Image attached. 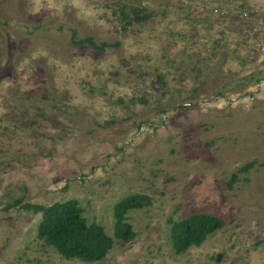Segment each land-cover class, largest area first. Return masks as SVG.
Masks as SVG:
<instances>
[{"label": "rangeland", "instance_id": "rangeland-1", "mask_svg": "<svg viewBox=\"0 0 264 264\" xmlns=\"http://www.w3.org/2000/svg\"><path fill=\"white\" fill-rule=\"evenodd\" d=\"M0 46V264H264V0H0ZM71 200L115 238L104 260L23 208ZM198 213L226 226L180 254Z\"/></svg>", "mask_w": 264, "mask_h": 264}, {"label": "trees", "instance_id": "trees-1", "mask_svg": "<svg viewBox=\"0 0 264 264\" xmlns=\"http://www.w3.org/2000/svg\"><path fill=\"white\" fill-rule=\"evenodd\" d=\"M137 16L139 17L138 10ZM77 45H90L98 50H106L105 44L98 45L92 38L77 41ZM148 200L144 195H131L116 205L115 237L118 240L129 242L135 237L134 228L128 223L127 215L133 210L144 208ZM23 208L43 215L38 230L39 238L68 260L100 262L115 246V238L103 226L90 224L76 200L59 202L52 206L26 204ZM225 226L223 218L202 213L193 214L182 221H174L171 236L175 249L180 254L186 253L193 247L201 246Z\"/></svg>", "mask_w": 264, "mask_h": 264}]
</instances>
